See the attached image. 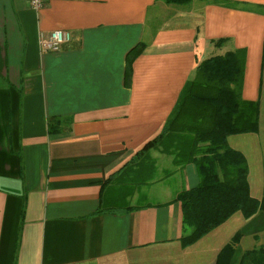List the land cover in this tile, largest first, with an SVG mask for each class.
Here are the masks:
<instances>
[{"label": "crops", "instance_id": "0c3cea01", "mask_svg": "<svg viewBox=\"0 0 264 264\" xmlns=\"http://www.w3.org/2000/svg\"><path fill=\"white\" fill-rule=\"evenodd\" d=\"M44 1L0 0V264H216L236 232L229 264L264 247L261 210L184 247L176 197L195 166L161 147L134 159L207 54L244 49L242 98L260 103L264 0ZM57 29L72 40L42 50L39 32ZM248 182L261 198L264 181Z\"/></svg>", "mask_w": 264, "mask_h": 264}, {"label": "trees", "instance_id": "16d2710c", "mask_svg": "<svg viewBox=\"0 0 264 264\" xmlns=\"http://www.w3.org/2000/svg\"><path fill=\"white\" fill-rule=\"evenodd\" d=\"M189 1L164 0L167 4ZM142 47L137 44L127 54V83L130 62ZM245 58V50L237 48L198 63L162 131L134 155V159L144 157L150 149L161 147L166 152H176L184 162L195 166L197 184L176 197L187 230L181 238L184 247L196 243L236 213L250 219L258 211H264V195L256 198L250 193L246 156L228 144L229 136L257 133L259 128V100L242 98ZM172 135L179 136L180 142L168 146L166 139ZM240 237L236 232L220 249L216 264H229ZM238 264H264V247L245 251Z\"/></svg>", "mask_w": 264, "mask_h": 264}, {"label": "rangeland", "instance_id": "374dc122", "mask_svg": "<svg viewBox=\"0 0 264 264\" xmlns=\"http://www.w3.org/2000/svg\"><path fill=\"white\" fill-rule=\"evenodd\" d=\"M164 1V0H163ZM166 3V2H165ZM176 5V4H175ZM216 52L207 54L205 57L214 55ZM259 126L260 130L257 133H247L234 135L233 139L230 140L231 145L242 149L245 153L249 173L251 180V187L253 194H257L255 188L257 182L264 181V89H262L260 99V111H259ZM244 222L243 217L239 213L233 215L222 227L221 234L227 236L228 234L235 233L240 229Z\"/></svg>", "mask_w": 264, "mask_h": 264}, {"label": "built area", "instance_id": "2783aa9c", "mask_svg": "<svg viewBox=\"0 0 264 264\" xmlns=\"http://www.w3.org/2000/svg\"><path fill=\"white\" fill-rule=\"evenodd\" d=\"M45 4L44 0H29L30 8L38 12ZM72 40V33L68 30H51L49 32H39L38 44L44 51H58L61 47Z\"/></svg>", "mask_w": 264, "mask_h": 264}]
</instances>
